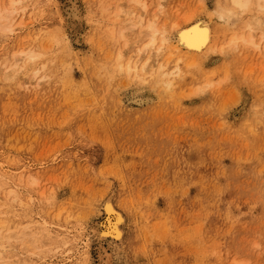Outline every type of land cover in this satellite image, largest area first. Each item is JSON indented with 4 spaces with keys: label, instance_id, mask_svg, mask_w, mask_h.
<instances>
[{
    "label": "rangeland",
    "instance_id": "obj_1",
    "mask_svg": "<svg viewBox=\"0 0 264 264\" xmlns=\"http://www.w3.org/2000/svg\"><path fill=\"white\" fill-rule=\"evenodd\" d=\"M143 1L141 29L206 18L215 50L185 55L171 37L141 76L127 62L148 38L115 17L129 0H0L1 264H102L90 228L108 194L125 217L109 264H264V38L229 45L246 21L258 43L264 12Z\"/></svg>",
    "mask_w": 264,
    "mask_h": 264
},
{
    "label": "bare ground",
    "instance_id": "obj_2",
    "mask_svg": "<svg viewBox=\"0 0 264 264\" xmlns=\"http://www.w3.org/2000/svg\"><path fill=\"white\" fill-rule=\"evenodd\" d=\"M129 1L132 4V6L124 10L119 9L116 12L115 17L118 18L120 14L123 13L125 17H127L131 21V24L129 23V26L134 27V28L135 26L140 27V32L138 31L139 33H142L141 34L142 36H140V38H143L146 40L148 38V42L140 49L137 48L139 50V54H137L136 57L134 55L135 60L133 61V63L131 62L130 59L128 60L127 69H126L127 72L129 73L132 71L136 72V70H138L139 68L140 71L142 72L141 76L146 75L145 73L148 74V72L152 70L157 59L160 57V54L163 51L164 45L170 40L171 37L173 38V41H174V48L178 51H181L185 55L201 56L204 58L206 54L215 50L214 46L217 43V39L219 38V35L217 33L218 30L217 31L212 30L210 26V21L208 19L198 18L185 25H181V26L175 25L174 32L172 35L167 34L166 30H161V28L157 26V23L154 20H151V21L147 20L145 26L141 29V27L145 23L144 18H145V12L147 11V4L143 0H129ZM249 5H253L259 11L264 12V0H227V6L225 7L219 6V9L217 10V14H218V17L224 18L227 14L234 12V9L242 8L245 6L248 7ZM231 7H233L234 9L233 10L230 9ZM70 13L73 17L77 15V8L75 7L74 3H72V6L70 8ZM133 17L135 18V20H133ZM190 19L191 17L189 16V20ZM245 27L248 29V32L246 33L242 31L240 33H233L231 35V38H229L230 39L229 45L236 46L238 43H242L243 45H246V44L250 46L252 45L259 49V46H260L259 41L262 38H264V32H259L261 33L260 34L261 36L258 33L260 37H259L258 43L257 42L255 43L254 34H253L254 31L256 30L255 26L251 24L249 21H246ZM119 33H121L119 34L120 37L124 36L122 32L119 31ZM158 39L160 43L156 46V42ZM221 51H222V48H221ZM153 56L155 57L152 60ZM130 58H132V56H130ZM121 60H122V56H120L119 58L120 62ZM17 62H18V59L16 60L15 63L13 62L15 66L17 65ZM157 78L161 80V75H157ZM173 79L174 78H170L167 80L162 79L163 80L162 82L164 83L165 87H167L168 89H171L172 84H173ZM136 96L137 95L133 96L132 97L133 99L131 100H133L137 104H144L150 101V98H134ZM28 180L30 181V183L36 182L35 179H33L31 175L28 176ZM112 198H113L112 194H108L102 200L100 204L102 215L96 220V222L94 221L92 226L90 225L91 226L90 229L92 230V232H94L93 234L96 236V239H97V240L96 239L94 240H96L97 243L99 242V246L102 244L103 246H105L103 250L104 253L102 254H104L106 258L103 256L105 259H102L103 260L101 262L102 264H109L110 262L109 260L111 259L109 257V254L105 252L106 239L109 238L113 243L119 244L120 242H122V238L124 234L123 226L125 224V217L123 213L121 212V210L114 204V202L112 201ZM29 234H31V236L35 235V231L30 229L29 227H25L24 230L19 233V238L22 239L24 236H28ZM101 248L103 247L101 246ZM4 249L5 248L3 246L0 247V264L2 262H5L6 259H9L6 256H5L6 259H4V256H3V253L5 252ZM11 257L14 259L15 262L20 261L22 263L25 261V258L23 257H21L19 260V254L17 253L15 255H13L12 253Z\"/></svg>",
    "mask_w": 264,
    "mask_h": 264
}]
</instances>
